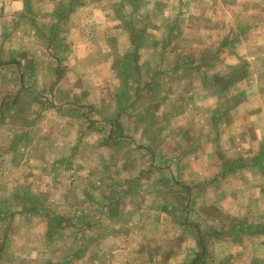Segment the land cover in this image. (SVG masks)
<instances>
[{
	"label": "crops",
	"instance_id": "1",
	"mask_svg": "<svg viewBox=\"0 0 264 264\" xmlns=\"http://www.w3.org/2000/svg\"><path fill=\"white\" fill-rule=\"evenodd\" d=\"M184 1L186 0H0V87L12 85L19 90L27 88L22 91L26 101L30 103L27 113L18 110V113L22 115L18 116L21 120L16 130L21 129L22 132L23 129L26 133L30 129L33 134L31 143L17 142L15 149L26 156L30 151L36 155L33 168L37 167L40 173L44 174L43 178L54 176L53 182L58 184L57 191L62 193V197H65L64 193L70 190L60 183L64 172L71 170L70 157L71 150L74 149L71 136L74 135V140H77V143L80 142L81 145L89 144L98 147L99 142H87L88 136H96L95 132L105 133V129L94 131L90 128L84 134L85 136L88 134L85 139L78 138L81 126L85 131L88 130L87 125L83 124L82 115L75 112L69 113L70 109L64 110L62 106L71 102H85L95 106L97 114L100 110L101 114H112L111 117L118 120L122 117L119 114L125 107L124 98H130L129 108L134 114L136 100L142 93L138 90L139 94L135 99V88L136 85L139 86L143 78L139 77V81L125 80L126 78L118 73L119 66L123 63L130 68L129 64L134 62L132 65L137 68L136 70L140 65L141 75L147 72V69L153 73L161 71L160 65L166 63L167 56L169 57L171 53L176 54L173 52L174 44L164 48V45L168 44V34L165 33L163 38L159 39L155 36L156 34L154 36L147 34L150 33L148 28L142 32L144 38L141 34V40L136 42L137 37L133 35L132 28L124 27V21H130L141 8L146 10L143 11L144 16H142L146 21H150V17H155L161 8L173 7V12L181 15ZM258 1L254 2L255 7ZM60 4L61 6L72 5L73 9L58 16L57 11L60 10L58 8ZM217 5H220L222 9L225 8L221 2L217 4L212 0H194V24L205 20L209 24L206 30L213 36H216L214 32L218 28L224 35L223 28H225V18H227L223 13L218 14L215 11ZM150 6L161 8L150 10L148 9ZM36 7L39 8L37 13L33 12V8ZM118 8L122 9L118 10ZM166 10H163L164 17H166ZM168 18L169 21L177 19ZM221 19L223 20L220 21ZM61 21H65L62 28H56L55 24ZM218 24L221 26L218 27ZM148 38L154 39L158 44L154 47L148 45L146 43ZM123 41L126 44L121 45ZM219 45L221 46L218 48L209 47L206 52L214 54L221 47L226 48L223 42ZM248 50L251 53L255 48H248ZM152 54L165 57L159 56L158 64H151L152 61L144 56ZM135 56L141 57L135 60ZM131 58L133 62L125 60L120 63L124 59L130 60ZM168 74L152 78L158 81V92L162 95L156 102L162 114L153 115L159 122L163 121L170 125L173 118L181 115L163 114L168 112V107L172 110L170 105L167 107V103L168 98H171L173 94L162 89L164 85L171 86V80H168V85L165 82L164 76ZM207 77L208 75L205 74L204 79ZM208 83L212 84L210 96L204 92L206 96L202 95L204 99L201 101H206L207 97L211 98L213 95L219 96L227 89L225 76L209 79ZM153 86L154 84L151 87ZM123 90L125 92L127 90L129 97L124 96ZM143 96L149 99L154 98L150 90ZM60 104L62 106H56ZM197 104L200 103L197 102ZM55 115H58L57 118L60 120L62 118V122H60L61 128L57 129L60 142L53 144L49 140V133H44V130L49 128V123L53 125ZM200 115L203 114H194V118L198 119ZM234 115L236 117L231 124L226 125V131L222 128L220 138L217 125L207 130L205 127L200 129L194 127L193 129L194 264H264V114ZM36 118L46 122V127L41 126ZM22 120L26 123L29 120L30 122L24 124ZM167 125L160 129L157 138L171 137L175 134L174 126ZM130 127L126 132L123 130L119 132L117 128L107 130L114 136L120 134L121 136L126 135L127 138L138 132L144 136V129L148 132L147 136L151 135L152 128L149 125L138 129L133 123ZM214 134L218 138L217 141H215ZM119 139L117 137L105 145L107 149L108 146L114 149L109 158L111 162L100 158L90 165L103 167L109 165L113 170L121 162V159L118 161L116 158L118 150L126 148L132 153L133 143H135L133 139L129 141ZM141 139L144 141L142 144L146 153H150V150L155 152L157 148L151 145L150 138L141 137ZM59 150L69 154L56 156ZM128 152L126 158H132ZM25 162L26 159L22 160L19 167H24ZM56 170L62 172L61 178H59L61 174L56 175ZM55 177L58 178L55 179ZM119 179L106 177L104 180L113 183L110 187L123 183L124 189L126 187L130 189L137 181L126 178L127 180L124 179L121 182ZM161 179L160 177V181ZM84 181L86 182L85 179ZM155 181L149 176L141 180L143 186L147 185L146 187H150V183ZM125 192L126 190L112 192L115 198L111 201L115 200V202L113 204L102 202L95 211L97 214L99 211L109 217L113 212L122 215L126 213L138 217V222L134 225L132 223L134 219H132L129 224H124L114 219L115 223L113 221V228H111L112 237L99 241L102 256H97L94 264H176L177 262L188 264L190 261L187 255L165 257L164 246L158 242L152 245L153 247L157 245L158 253L152 255L145 253L148 245L152 244L148 243V229L153 228L155 232H159L156 239L158 241L161 232L166 233L167 231L166 216L171 214V208L166 210L161 205L134 206L131 204L125 209L124 203L120 200L124 197L133 198L131 192ZM83 194V197L87 198L88 190ZM81 211L85 212V209H80L78 214ZM29 212L35 214L39 210ZM6 214H8L6 210H0V264H71L74 260L69 254L56 256L49 253V250L39 253L37 244V248L30 244L32 249L28 251L27 242L11 235V222L7 217L3 218ZM40 215H45V212L40 210ZM48 221L47 218L46 230L48 232L45 240L51 243L54 240L53 237L58 239L63 232L58 228V224L48 223ZM84 227L83 229L86 228ZM138 230L143 233L136 234L139 233ZM164 239V243L170 241L169 238ZM34 241L36 243V239ZM160 247L161 249L158 250ZM75 258H79V264H87L85 254L84 256L79 254Z\"/></svg>",
	"mask_w": 264,
	"mask_h": 264
},
{
	"label": "rangeland",
	"instance_id": "2",
	"mask_svg": "<svg viewBox=\"0 0 264 264\" xmlns=\"http://www.w3.org/2000/svg\"><path fill=\"white\" fill-rule=\"evenodd\" d=\"M212 1L217 2V4L221 2L225 7L222 9L220 5H217L215 9L218 14L223 13L227 17L225 18V28H223L224 35H222L220 28L215 30L214 35L216 36L211 35L206 30V26L209 24L205 20L194 24V0L184 1L181 15L174 13L173 7L154 8L150 6L148 8L150 10L161 8V11L155 17H150V21L142 18L144 16L143 13L146 11L144 8L135 13V16L130 21H124V27L132 28L133 35L137 37L136 42L141 40L142 32L148 28L150 33L147 34H152L153 36L156 34L155 36L159 39L163 38L165 33L168 34V44L164 45V48L174 44L173 52L176 54L171 53L169 57L167 56L168 60L166 63L160 65L161 71H155L153 72L154 74L147 69V72L141 75L140 65L139 69L136 70L137 68L132 65L134 63L132 58L130 60L124 59L120 62L122 63L125 60L133 62L129 64L130 68L123 63L119 66L118 73L122 74L126 78L125 80L133 79L139 81V77L143 78L139 86L136 85L135 99L139 94L138 90L143 94H147L149 90L153 93V99H149L147 96L144 97L142 93L139 95L136 100V109H134L136 112L134 114L129 108L130 98H124L125 107L119 114L122 117L118 120L111 117L112 114H101L100 110L97 114V108L85 102H71L63 106L62 104L56 105L62 106L64 110L70 109L69 113L75 112L82 115L83 124L87 125L86 129L88 130L85 131L81 126L78 138L85 139L88 134L86 136L84 134L90 128H93L94 131L96 129H105V133L102 131L95 132L96 136H88L87 142H99L98 147L89 144L81 145L80 142L77 143V140H74V135L71 136V143L74 144L70 157L71 170L64 172L60 183L67 189L70 188L69 192L64 193L65 197H62V193L57 191L58 184H54V176H48L47 178L44 176L43 178L44 174L40 173L37 167L33 168V160L37 158L33 152H27L28 156H26L15 149L17 142L28 143L33 135L30 129L26 133L23 129L22 132L21 129L16 130L21 120L18 116L22 115L18 113V110L27 113L30 109V103L26 101L22 91L27 88L19 90L12 85L0 87V210L8 212L7 216L5 215L3 218L7 217L8 221L11 222V235L27 242L28 251H30V248L32 249L30 244L34 245L35 248H37V244L39 253L43 250H49V253L56 256L62 254L67 256L69 254L74 259L71 264H79V258L76 259L75 257L79 254H83V256L85 254V262L94 264L97 256H102L99 241L112 237L111 233L113 231L111 228H113L114 219L119 220L120 222L118 223L124 224H129L132 219H134L132 222L134 225L138 222V217L126 213L122 215L113 212L109 217L99 211L97 214L95 211L102 202L110 204L115 202V200L111 201L115 198L111 194L112 192L126 190V192H131L133 198L124 197L122 198L123 200H120L124 203L123 207L125 206V209L126 206L131 204L134 206L161 205L166 210L171 208V214L166 216L167 231L166 233L161 232V237L158 241L156 239L159 232H155L153 228L148 229V243L152 244L148 245L145 253L149 255L158 253L156 251L157 245L155 247L152 246L158 242L164 246L163 254L165 257H176L183 254L188 256L187 258L190 261L188 264H194L193 129L194 127L199 129L205 127L207 130L217 125L220 138L222 128H225L226 131V125L228 126L234 121L236 117L234 114H264V0H259L257 7L254 6V2L257 0ZM61 5L58 6L60 9L57 11L58 16L69 9H73L72 5ZM121 9L118 8V10ZM38 10V7L33 8V12L37 13ZM163 10H166V17L163 16ZM205 11L206 8L204 9V14ZM168 17H173V20L177 19L169 21ZM220 21L219 23H221ZM64 22L56 23L55 27L61 29ZM220 26L221 24H218V27ZM229 28L230 30H228ZM142 38H144L143 34ZM221 42L226 44L225 49L221 47L214 54L206 52L209 47L218 48L221 46L219 45ZM146 43L152 47L158 44L152 38H148ZM124 44L126 43L123 41L121 45ZM248 48H255V50L250 53ZM159 56L158 54H152L144 57L149 58L152 61L151 64H158ZM140 57L135 56V60H139ZM160 57L165 56L161 55ZM174 57H176L175 60ZM174 67L175 69H173ZM165 73H169L166 77L164 76L165 82L168 85V80H171V86L166 87L164 85L162 89L173 95L168 98L167 103V107L170 105L172 110H169L168 107V112L163 114L181 115L173 118L170 125L163 121L159 122L153 115L162 114L159 111L160 106L157 107L158 103H156L162 95L158 92V81L152 78H159ZM203 74H207L208 77L204 79ZM220 76L226 77V91L219 96L213 95L211 98L207 97L206 101H201L204 99L202 95L206 96L207 94L210 96L209 92L212 90V84L208 83L209 79ZM153 84L154 86L151 87ZM123 91L124 96L129 97L127 90L126 92L125 90ZM158 94L159 96L157 97ZM197 102L200 104H197ZM130 114H132L131 117H129ZM144 114L151 115L145 116ZM194 114L203 115L196 119ZM57 116L55 115L53 119V125L49 123L48 129L50 130H44V133H49V140L53 144L60 142L57 129L61 128L60 122H62V118L60 120ZM36 120L38 121L39 118H36ZM22 121L24 124H29L30 122V120L28 123L25 120ZM133 123L138 129L147 125L151 126V135L147 136L148 132L145 129V133L143 132L144 136H141L140 132H138L129 138L126 135L121 136L118 134L114 136L109 133L111 128H117L119 132L122 130L126 132ZM39 124L46 127V122L43 120H39ZM165 125L174 126L175 134L171 137L157 138L159 135L157 133ZM117 137L123 139V141L133 139L135 143H133L132 153L128 152L126 148L121 149L122 151L118 150L116 158L118 161L121 159V162L113 170L109 165L105 167L90 165L100 158L111 162L109 158L114 149H110L109 146L107 149L105 145ZM141 137L151 139V145L157 148L155 152L150 150V153H146V150H143L142 143L144 141ZM214 138L217 141L218 138L215 134ZM127 152L131 154L132 158H126ZM68 154V152L61 150L56 152V156H67ZM25 159V166L19 167L22 160ZM113 163L115 164V162ZM55 173L57 175L62 172L56 170ZM61 176L62 174L59 178ZM148 176L152 180H156L150 183V187H146L147 185L143 186L141 182ZM106 177L120 178L121 182L124 179L127 180L126 178H132L129 180L137 181L130 189L129 187L124 189L123 183L110 187L113 183L108 181L109 179L105 181ZM160 177L162 178L161 181ZM57 178L55 177V179ZM87 190L89 196L84 198L83 192ZM80 209H85V212L81 211L78 214ZM24 210L28 211V213H25ZM31 210H39V212L33 214L29 212ZM40 210L45 212V215H40ZM127 212L129 211L127 210ZM47 218L49 220L48 223L58 224V228L63 232L58 239L53 237L54 240L51 243H47L45 240L48 232L46 230ZM138 232L136 234L143 233L140 230ZM165 237L169 238L171 242L168 240V243H164ZM96 243L98 244L96 245ZM160 249L161 247L158 248V250ZM176 264L180 263L177 262Z\"/></svg>",
	"mask_w": 264,
	"mask_h": 264
}]
</instances>
